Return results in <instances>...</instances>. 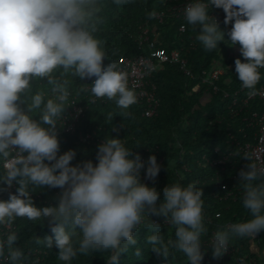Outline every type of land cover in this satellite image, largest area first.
<instances>
[{
    "label": "clouds",
    "instance_id": "9594fccd",
    "mask_svg": "<svg viewBox=\"0 0 264 264\" xmlns=\"http://www.w3.org/2000/svg\"><path fill=\"white\" fill-rule=\"evenodd\" d=\"M129 2L113 0L117 6ZM210 6L223 10L225 26L231 23L226 34L209 15ZM102 13V0H0V192L9 193L0 200V261L39 264L17 246L13 225L22 218L47 223L51 235L35 237L34 243L55 246L61 264L94 252L108 253L106 264H119L130 248L140 257L136 245L142 225L151 232L146 243L158 257L166 260L174 250L187 264H202L201 237L208 229L196 182L167 184L161 201V193L141 181L143 169L144 179L155 182L156 157L142 161L119 138L105 137L97 145L95 164L86 160L72 166L74 150L58 155V129L66 109L76 103L73 94L90 93L93 103L114 101L126 117L137 103L126 73L113 62L103 66L109 54L96 36L105 21ZM180 14L205 51H219L220 43L240 46L244 62L234 61L235 73L241 89L255 96L264 69V0H190ZM93 78L73 93V80ZM242 159L248 161L238 173L242 205L251 218L214 233L213 259L226 254L231 237L254 238L264 231V160L254 161L249 153ZM13 184L15 193L9 192ZM44 187L61 190L55 206H35L31 195ZM150 216L163 217L174 239L166 240Z\"/></svg>",
    "mask_w": 264,
    "mask_h": 264
},
{
    "label": "trees",
    "instance_id": "16d2710c",
    "mask_svg": "<svg viewBox=\"0 0 264 264\" xmlns=\"http://www.w3.org/2000/svg\"><path fill=\"white\" fill-rule=\"evenodd\" d=\"M173 1L130 0L127 4L117 6L113 0H102L105 21L97 32V38L102 41L109 54V60L105 59L103 66L113 62L118 69L125 58H135L140 54L151 55L149 42L140 46L137 40L142 27L147 23L150 40H154L157 47L167 51L175 48L188 51L193 77L186 76L173 63H166L163 69L152 73L151 80L156 85V95L160 101L159 110L153 117L144 116L143 106L138 103L127 110L131 116L126 117L114 101L104 99L88 103L84 94L79 95L78 98L89 107L78 124L77 132L58 138V155L74 150L76 156L71 162L72 166L86 160L96 163L95 155L99 144L82 142L79 133H91L101 140L105 137L124 139L125 146L132 149L134 155L139 154L144 162L154 155L160 166L159 174L155 182L145 180L142 169L141 181L149 187H155L161 193V201L163 188L177 181L184 185L196 182L203 192L208 231L201 237V250L204 252L202 264H259L260 258L264 261V231L254 238L231 237V252L218 260L212 258L209 244L217 230L251 218L242 205L243 189L238 176L247 162L236 153L229 140L233 135L242 143L252 141L255 128L248 127L242 117H249L255 110L261 113L264 108L259 99L255 98L240 117L230 114L229 104L240 87L234 63L236 59L242 61L240 46H226L222 49L224 43H220L219 51H205L196 40V33L191 26L184 19L174 18L168 13V7ZM153 11L162 14L161 22L155 17H149V13ZM218 11L219 9L210 6L209 15ZM223 20L224 18L220 20L222 22L219 26L226 34L231 29V23L225 26ZM181 26H184L185 31H179ZM225 39L227 40V35ZM219 66L225 68V74L218 83L219 91H206L200 80L202 71ZM260 72L259 83H264V69ZM94 79L73 80V93L79 83H91ZM109 114L113 116L112 121L107 119ZM113 128L116 130L113 131ZM230 151L234 154L223 164H214L215 160H219L224 154L229 155ZM60 191L44 187L32 193V200L38 208L55 206ZM1 195L4 192H0ZM150 219L161 221L160 231L166 240L174 239V229L162 223L163 217L150 216ZM15 224L20 237L17 246L29 260H37L39 257V264H61L57 260L58 249L55 246L47 249L34 243L35 237L42 239L51 235L46 222L42 225L40 221L28 222L20 218ZM150 234L142 225L137 233L136 245L141 249V256L136 257L135 249L130 248L120 256L119 264H187L186 257L174 250L166 260L151 252L146 243ZM252 245L256 247L255 252L252 251ZM108 255L102 252L80 255L72 264H106Z\"/></svg>",
    "mask_w": 264,
    "mask_h": 264
},
{
    "label": "built area",
    "instance_id": "2783aa9c",
    "mask_svg": "<svg viewBox=\"0 0 264 264\" xmlns=\"http://www.w3.org/2000/svg\"><path fill=\"white\" fill-rule=\"evenodd\" d=\"M188 2H190V0H174L172 5L168 7L167 11L172 17L183 19V16L180 13ZM211 17L215 18L217 22L220 23L222 22L220 20L224 18V12L222 9H219L218 12H213ZM155 18L161 22L162 14L157 13ZM179 31H185L184 26H181ZM149 32L147 23H145L138 34L137 40L140 46L149 42L151 55L146 56L140 54L135 58H125L122 66L117 70L126 73L128 87L135 92L137 103L143 106V115L146 117H153L159 110L160 101L156 95V85L151 80L152 73L163 69L166 63H173L176 64L186 76L193 77V74L189 67V59L187 56L188 51L178 48L167 51L164 48L157 47L155 41L150 40ZM224 45L228 46L226 43H224ZM242 62H244L243 58ZM224 74L225 68L221 66L203 70L200 78L201 84L205 87L206 91L212 90L216 93L219 91L218 83ZM84 98L88 103H92L94 99L91 97L90 93H85ZM255 98L259 99L264 108V83H259L257 94L255 96H249L247 90H242L240 86L239 89L235 91V95L229 104L230 114L240 117V115L247 110L250 102ZM71 99L76 103L72 107L66 109L64 125L62 128L58 129V138L60 136L76 133L78 124L89 107L88 104L83 102L76 95H73ZM242 121L246 123L248 127L255 128L253 140L242 143L232 135L229 142L234 145L237 154L243 156L245 153H249L252 155L254 161L264 160V111L260 113L255 110L249 117H242ZM79 139L86 144H101L103 142V140L95 138L91 133H79ZM232 154H234L232 151H230L229 155L224 154L219 160H215L214 164H223ZM243 161L248 163L247 160ZM16 187L17 186L13 184L12 188L9 189V192L15 193ZM8 194V192H4V195L0 196V200H7ZM31 198H34L33 194L31 195ZM154 222L159 224L161 221L155 220ZM162 223L165 224L164 220H162ZM13 227L17 230L16 224H14ZM0 231L3 230L0 229ZM230 252L231 249L228 248L225 255H228ZM39 259L40 258L37 257V260ZM0 264H7V261H0Z\"/></svg>",
    "mask_w": 264,
    "mask_h": 264
},
{
    "label": "rangeland",
    "instance_id": "374dc122",
    "mask_svg": "<svg viewBox=\"0 0 264 264\" xmlns=\"http://www.w3.org/2000/svg\"><path fill=\"white\" fill-rule=\"evenodd\" d=\"M97 35H98V34L96 33V36H97ZM225 48H226V45L223 44V45H222V49H225ZM222 51H223V50H222ZM224 51H225V50H224ZM255 249H256L255 245H252V251H253V252L256 251ZM259 264H264L263 259L260 258V263H259Z\"/></svg>",
    "mask_w": 264,
    "mask_h": 264
}]
</instances>
